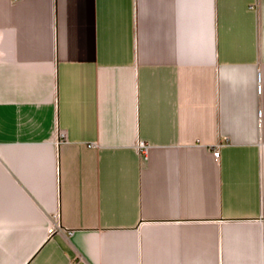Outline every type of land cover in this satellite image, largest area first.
I'll list each match as a JSON object with an SVG mask.
<instances>
[{"label": "crops", "instance_id": "crops-1", "mask_svg": "<svg viewBox=\"0 0 264 264\" xmlns=\"http://www.w3.org/2000/svg\"><path fill=\"white\" fill-rule=\"evenodd\" d=\"M0 264H264V0H0Z\"/></svg>", "mask_w": 264, "mask_h": 264}, {"label": "built area", "instance_id": "built-area-1", "mask_svg": "<svg viewBox=\"0 0 264 264\" xmlns=\"http://www.w3.org/2000/svg\"><path fill=\"white\" fill-rule=\"evenodd\" d=\"M261 112H259L260 114ZM67 140V132L65 130H60L59 131V139L57 140V142L60 141H64ZM149 144L146 143L145 141H139L138 142V148L141 152L146 153L148 150ZM214 154L216 157H219L220 155V149H219V145H217L216 147H214ZM58 225H54L53 228H56Z\"/></svg>", "mask_w": 264, "mask_h": 264}]
</instances>
